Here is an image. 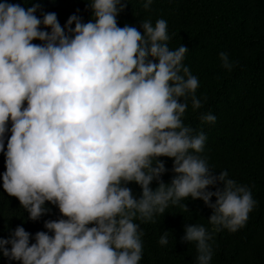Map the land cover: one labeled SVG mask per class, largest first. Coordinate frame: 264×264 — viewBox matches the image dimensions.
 <instances>
[{
  "label": "clouds",
  "instance_id": "obj_1",
  "mask_svg": "<svg viewBox=\"0 0 264 264\" xmlns=\"http://www.w3.org/2000/svg\"><path fill=\"white\" fill-rule=\"evenodd\" d=\"M125 3L88 0L87 22L74 12L61 25L55 12L37 16L38 3L0 0V180L28 219L48 212L46 201L60 213L44 220L46 230L17 225L0 238L10 261L139 264L143 229L134 218L152 220L190 196L212 209L213 231L188 223L181 239L196 242V264H210L214 233L242 227L257 203L227 170L215 174L199 155L206 134L182 120L189 95L193 109L202 104L199 80L183 63L187 46L170 48L164 18L144 19L142 31L119 26ZM218 55L231 70L229 54ZM160 157L172 158L170 182L161 179ZM129 182L139 185L138 196ZM159 243H168L167 230Z\"/></svg>",
  "mask_w": 264,
  "mask_h": 264
},
{
  "label": "trees",
  "instance_id": "obj_2",
  "mask_svg": "<svg viewBox=\"0 0 264 264\" xmlns=\"http://www.w3.org/2000/svg\"><path fill=\"white\" fill-rule=\"evenodd\" d=\"M8 2L26 7L38 3L37 16L55 12L61 25L74 12L84 22L91 18V9L86 7L88 0ZM144 2L127 0L117 15V24L127 23L140 29L139 23L144 19L150 18L155 24L157 19L164 18L171 37L170 48L187 46L183 63L199 80L195 95L202 104L193 109L189 95L182 120L194 134L200 131L206 134L199 155L206 157L215 174L227 170L229 177L251 189L257 202L242 227L236 231L222 228L214 233L209 241L213 250L210 264H264V0H152L148 9L143 7ZM221 51H226L233 61L231 70L222 66L218 55ZM208 112L216 116L215 122L201 120V114ZM159 159L167 169L161 179L170 182L175 175L171 171L172 158ZM4 171L5 156L0 151V173ZM127 186L137 196L140 194L135 182ZM152 186H156L155 180ZM217 186H222V182L209 187L214 190ZM211 199L214 201L215 197ZM45 204L48 212L38 220L28 219L18 198L9 195L0 180V238L8 237L17 225L33 234L46 230L44 220L56 219L60 213L56 205L47 201ZM211 212L201 199L189 196L178 204L170 203L163 213L154 214L152 220L134 218L143 229L139 264H196V242L181 239L184 225L203 224L213 231L207 219ZM165 230L168 243L161 244L159 239ZM0 264L20 262L10 261L0 253Z\"/></svg>",
  "mask_w": 264,
  "mask_h": 264
}]
</instances>
